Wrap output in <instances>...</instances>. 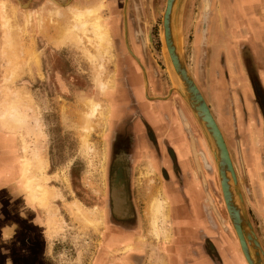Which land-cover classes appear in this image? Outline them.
Here are the masks:
<instances>
[{
	"label": "rangeland",
	"instance_id": "obj_1",
	"mask_svg": "<svg viewBox=\"0 0 264 264\" xmlns=\"http://www.w3.org/2000/svg\"><path fill=\"white\" fill-rule=\"evenodd\" d=\"M0 1H5L15 7L13 13L15 25L17 26V39L19 45V51L16 52V55L17 61L24 63L22 72H20L17 77L10 79L8 77L9 70L5 67L4 62V51L7 50L5 43L8 36H6V31L4 30L5 23L3 25L2 8L0 6V127L3 129L7 128L9 133L13 135V139L20 142L22 156L19 159L18 165L21 190L25 193L26 200L31 203H36L43 213L41 215L47 229V237L50 244L49 248L51 249L50 264H88L89 258L96 245L95 240L102 234L98 231H100L104 225V210L95 204H97L96 199L103 198L104 200L106 196L105 160L109 141L112 138L110 130L114 124H110L109 122L119 111L117 103L112 100L111 96L115 94L117 80L119 82L120 80L118 78L121 77L119 72L120 69L124 67V63L127 65L126 61H128L130 67H133L134 63L127 53L115 51L117 48L116 45L119 43V38L112 36L113 31L109 25L110 18L108 16L109 11L105 4L106 0H99L95 3H85L83 5L77 2L59 4L55 0H50V2L54 4V7L50 8L49 11L46 10L42 18L37 11L35 12L37 14L36 16L33 12H29L27 9L28 3L22 4L18 1V5L11 2L14 0ZM220 1L222 0L186 1L183 9L185 15L182 20L181 49L188 70L205 99L210 97L211 103L214 104V99L220 100L219 97H223V94L225 95L224 98L231 96L232 100H234L233 104L237 105L239 110L240 107L239 101L236 99V92L237 89L240 93L243 92L242 88L244 85L240 83L241 79L239 80L233 77V75L230 79L229 70L227 69L228 59H226V49L219 43L227 39L228 45L233 47L231 52L234 57L232 60L239 61L241 69H243L244 60L249 70L252 72L258 71L259 74L260 71L264 72V0L253 2L250 6L251 14L249 15L245 13L247 7V5H245L243 13L246 25L247 22L252 23L253 19L261 22L263 30L259 38L255 37L252 32L247 29L238 33L239 36L235 35L234 31L239 29V24L230 23V21L226 20L222 26L225 28L229 25L231 32L233 30L232 36L230 37L226 34L223 38V33L218 34L215 43H213L214 38L212 34L210 37V35H207L206 30L208 28L210 31L214 28V24L216 23L214 18L217 19L215 14L218 13ZM240 1L251 2L255 0ZM137 2L138 5L141 4L142 8H144V6L146 8V5L150 6V16L145 24L150 30L149 33L143 35V42L149 44L147 47L149 46L148 49L150 53H145V55L150 60L153 67L155 66L157 69L156 71L160 78H162V81L167 80L169 77L167 75L161 46L162 29L160 31L161 12L163 11L165 0H137ZM101 4L103 7H100L99 12L101 13V20L108 30V45L111 51V58L107 59L104 57L100 60L103 67L99 69L97 66L99 63L97 57L93 58L97 52L90 44L93 39L91 32H87L85 35L74 28L75 23L73 18H71L72 12L70 9L83 7L98 8ZM143 4L145 5L143 6ZM210 7L211 10L209 11ZM61 9L67 11V16L65 13L61 12ZM18 10L22 13H18ZM134 10L136 15L141 14V11L138 10L137 7L134 8ZM242 28L244 29L245 27L242 26ZM198 32H201L200 36ZM198 37L202 40L201 45L203 44V50L199 53L196 44ZM45 44L63 46V49L56 51L52 55V62H49L47 57L44 58L41 70L39 66V57L35 50L36 45L41 46ZM241 50L242 55L240 54ZM258 51L261 57L258 56ZM47 54H45V56ZM124 56L126 59H123ZM139 56H141V53H139ZM122 60L126 61L123 62ZM257 64L258 66L256 67ZM215 69L217 75L215 74ZM24 80H29V83ZM102 80H109L112 82V85L110 87L107 86L105 90H101L99 84ZM213 82H216L215 86L217 87V92L214 91ZM140 87L141 85L135 86L136 89L132 87V91L134 92L135 90L138 93ZM222 87H225L226 90ZM15 88H24L30 95L33 107L36 108L35 112L28 111V113L30 115L36 114L39 122L38 127L43 133L41 138H39L40 146L42 145L41 147L46 161L49 162L48 156L51 159L50 164L47 163L43 171V175L48 177L44 185L49 187L52 193L46 205L39 204V201L34 198L31 188L29 187V184L33 185V183L29 182V175H26L23 171V167L27 161L26 159L30 157L34 149L33 144L36 142L35 140H37V136L34 133L37 128H35V124L32 123V117L27 113L29 116L28 118H30L29 122L26 123V125L24 124L22 126L23 128L21 127L18 129L13 128L3 115L6 102L10 100L7 91ZM163 93L162 91L160 94ZM89 99L99 104L101 107H98L100 108V112L103 113L105 110V124H103L101 114L96 113L95 115H90L88 113ZM129 103L130 101L127 102V105ZM225 104H227L226 100L217 104L215 110L217 117L220 116V110H218V108L221 105L225 106ZM127 105L124 106L123 109L126 110V114L127 111H129L127 116H131L129 114H134L133 103H130L128 108ZM152 105L154 108H160L162 106L159 101L152 103ZM23 110L24 108H21V112H23ZM235 118L237 117L235 116ZM246 121V126L249 122L248 127H246L247 129L252 128L254 130L259 126L260 144L263 145L260 119L259 124H257V118L254 119V115L252 117L249 113V116L246 117ZM186 122H188V120ZM188 123V125H184L186 127L192 125V123ZM237 125H242L239 119ZM232 129L234 130L235 128ZM139 136H141V134H139ZM243 138L242 134H233L232 136L231 132L224 137L225 141L228 142L227 147L229 146L228 149L230 148L229 151L233 163L239 174L241 169L237 164L238 160L236 157L238 159L239 157L236 153V149L238 141L240 144H243L244 148L247 145L245 144V140H242ZM191 140L195 143L193 136ZM199 141L200 146L206 151L205 153L197 151L195 147L197 155L202 157V161H207L206 157L209 156V159H211L213 163V157L207 141L202 137H200ZM184 143L185 142H183V145ZM149 148L150 144L146 147L147 154L151 153ZM182 148V144L178 146L181 155H186L187 152H190V147H184V152H182ZM239 151H241L240 147ZM138 152L137 156H139ZM144 154L146 153L144 152ZM153 166L154 161L148 157L146 171L144 169H139L138 177L136 178L137 186H139L138 199L140 200V216L144 222V230L142 233L146 237L144 243L149 244L147 253L150 254L151 258L154 255L153 253H158L155 251L154 244L156 241L170 243L172 240L168 196L164 192H161L162 181L159 176L153 173ZM239 184L247 210V205H249L248 184L244 179L239 180ZM217 187L219 188L218 184ZM161 197L165 198L168 205L167 210L170 229V238L168 241L160 237H152L151 234H149L150 218L148 217V207L150 202L152 203L153 200ZM216 197L218 204L220 205L221 203L222 205V210L220 209L221 217L226 218V222H229L223 199H220L222 196L217 195ZM207 198L210 200L209 194H207ZM76 206H79L92 220H98V228L83 224L76 213ZM248 216L250 219L249 213ZM5 234H2L0 237L3 239L2 241L5 240ZM111 242H113L112 239ZM151 261L152 260H150V262ZM9 262L10 260L5 259L2 264H10ZM21 263L32 264V259L29 262H20L17 258L13 259V264ZM95 264H98V261L97 263L95 261Z\"/></svg>",
	"mask_w": 264,
	"mask_h": 264
},
{
	"label": "flooded vegetation",
	"instance_id": "obj_2",
	"mask_svg": "<svg viewBox=\"0 0 264 264\" xmlns=\"http://www.w3.org/2000/svg\"><path fill=\"white\" fill-rule=\"evenodd\" d=\"M55 1H57L59 4H64L67 2L71 4L73 2H77L78 4L83 5L85 3H91V2L98 1V0H55ZM114 1L116 3L115 4L112 3V5H110L109 8L111 9V12L113 11V9L116 11L115 13L116 16H114V18L111 19L110 23L113 26L114 33H116V31H120V33H122L121 38L118 37L119 43H117L116 45L117 48L115 49V51L117 50L119 53H125L126 48H125V44L123 40V27H124L125 22H124V15L122 13L123 3L125 0H114ZM256 1L257 0H255L254 2ZM19 2H21L22 4L28 3L27 9L29 10V12L30 11L33 12L35 16L37 15L35 13L37 11V7L44 4L45 2L50 6V7L48 6L47 11H49L50 8L54 7V4H52L50 0H19ZM221 2H222L221 4L222 8L224 9L226 4L223 2V0ZM137 3H138L137 0H127L125 19H126V25H127L128 43L130 47L132 48V50L134 51V53L138 56L139 60L135 61L134 66L131 68L132 71H130V76H129V81L131 82V85L128 86V91H127L128 93H126L125 90H122V93H124V95L121 94L120 95L121 98H118L119 97L117 96L118 92H114L115 94H113V96L110 95L112 97V100L117 103L119 107V111L117 112V114L114 115L112 119H110V122H109L110 124H113V123L114 124L110 130L112 134V138L109 141V145H108L107 153H106L107 154L106 160H105L106 184H107L106 196L104 200L103 198L96 199L97 204H95L99 208L104 210V214H105L104 225L101 228V230L98 231L102 234L100 235V237H97L95 240L96 245L94 247V250L92 251V255L89 258L88 264H95V261L96 263L98 261V264H142L145 258V255L147 253V250L149 249L148 248L149 244L144 243V241H146V237L142 233V231L144 230V226H143L144 222L142 221V217L140 216V211H141L140 204H139L140 200L138 199L139 186H137V179H136L138 177V171L139 169H142V170L144 169L146 171V166L148 162V158L146 157L148 156L151 160L154 161L153 173H155L156 176H159L162 179V184L166 180H168L170 177H171V181H173L174 179L178 180L179 174L182 173L181 167L177 163L178 161H177V157L175 156L174 150L171 149L169 146L165 148V152H164L167 158L169 159V167L167 166L168 169L166 166L163 165V163L162 164L160 163L161 161H159V159L161 160L164 155L160 150L161 148L160 146L163 142H157V139L153 135V129L151 128L149 123L146 121V119H144L142 113L137 112V114L134 113L133 115L129 114L131 116H127L129 111H127V114H126V110L123 109V107L127 105L128 101H130V103H133V106L136 107V104L133 102L135 99L134 93L136 91L133 89L134 90L133 92L132 87L135 88V86L141 85L142 68L140 64L146 69L148 76H149L148 93L151 94L152 90L156 87L160 95V93H162L163 91V88L167 84V80L162 81V78H160V76L158 75V72L156 71L157 69L155 68V66L153 67V65L150 63V60L146 57L145 53L148 54L150 53V51L148 49L149 46L147 47V45L141 42L143 41V36L141 38L138 37L137 39L138 41H137L131 32V28L134 26H137L138 22H140L141 26L144 28V31L142 34L144 35L146 33H149V28L145 26L146 20L145 21L144 19L138 20L139 18H136L134 8L137 7L139 10V8L142 7L140 6L141 4L138 5ZM105 4L107 5V1L105 2ZM33 6H37V7H33ZM211 7L209 11L211 10ZM149 8L150 6L146 5V11H148V14L150 16ZM18 12L22 13L19 10ZM61 12L65 13L67 16L66 10L61 9ZM40 17L42 18L41 15ZM242 25L245 28L237 29V31H234L235 35L239 36L238 33L243 32V30L245 29L252 32L251 29L248 28V26L246 25L244 21L242 22ZM229 27L230 26L227 25L222 31L221 26L217 22L214 25V28L211 29L210 31L207 28L206 33L207 35H210V32H213L211 34L214 38L213 43H215V39L218 34L223 33L224 34L222 36L223 38L226 36V34H228V36L230 37L232 36L233 30L231 32ZM262 30H263V26L261 25V31ZM198 35L200 36V33ZM134 39L137 41L136 44L142 43L141 45L142 47H144L143 52H141V49L139 48H138L139 50L137 49L136 44L134 45ZM196 44H197V50L199 53L203 50V44L201 45V42L199 40ZM230 48H231L230 51H232L233 47L230 46ZM62 49H63V46H55L53 44H47V45L45 44L41 46L36 45L35 51L39 57V66L41 70H42V64L44 62V58L47 57L49 62H52V55L56 51H59ZM139 53H141V56H139ZM45 54L47 55L45 56ZM240 54L242 55V50L240 51ZM51 66H52V63H51ZM257 66L258 64L256 65V67ZM227 69L229 70L230 79H231V76L233 75V77L238 78L239 80L241 79L240 83H243L244 86L245 85L248 86L245 98L250 102L251 109H249L244 102L243 92L240 93L237 89L236 99L239 101V107H240L239 110L237 108V105L233 104L234 100H232V97L230 96L228 98H224L225 95L223 94V97L221 96L220 100L214 99L215 103L214 104L211 103V110L214 114V117H216L218 124L220 128L222 129L224 137L228 135L230 132L232 136L233 134L234 135L242 134V136L244 137L242 140H245L246 142L245 144H248V137L245 135V131L243 129L245 125L243 126L242 124L241 125L242 127H239L240 125L239 126L237 125L238 119L241 121L240 113L243 114L244 123L247 122L246 117L249 116V113L251 114L252 117L254 115V119L257 118V122H258L257 124H259V119H260L261 127H262L261 136L263 139V154H264V82L258 71L252 72L251 70H249L247 63H245L244 60H243V69L240 68L239 61L237 60H232L231 62H229ZM215 74L217 75L216 69H215ZM24 81L29 83V80H24ZM243 81L246 84H244ZM215 84L216 82H213L214 91L217 92L216 91L217 87L215 86ZM117 88L121 89L120 86ZM222 88L226 90L225 87H222ZM125 94H128L127 97L128 96L130 97L126 98ZM223 100H226L227 104H225V106L221 105L218 108V110H220V114H219L220 116L217 117L215 114L217 104H219ZM129 104L127 105V108ZM256 107H257V110H256ZM137 111H139L138 107H137ZM237 112H238L239 118L237 116ZM173 113L175 114L176 120H177L178 116H177L176 109L173 110ZM152 114L154 117V122H158V127L160 126L159 129L162 130L163 129L162 124L164 122H167L166 118H168V112L166 110L165 111L162 110L161 112L160 110H157L153 112ZM158 116L160 117L161 120L159 119ZM235 116L237 118H235ZM225 117H227L228 120ZM233 120H234V123H233ZM165 128H167V126H165ZM232 128H235V129L233 130ZM0 130L4 131L7 136V141H6L7 148L10 151L13 150V153H14V150H15L14 145L16 141L13 139V135L9 133V130L7 128L3 129L0 127ZM179 130L180 128L178 129V131ZM191 131L195 139L196 150L202 151L203 153H205L206 150L204 151L203 148L200 146L199 140H200L201 135L194 129V126L191 128ZM139 134H141V136H139ZM245 136L247 140L245 139ZM2 142L4 141L2 140ZM226 143L228 145L227 141ZM149 144H150L149 149L151 150V153L147 154L146 147ZM179 145L181 144H178V146ZM239 145L240 143L238 141L236 153L238 154L239 159L237 157L236 159L238 160L237 164L239 165V168L241 169V172H242L243 159L239 151ZM10 151L6 156L5 164H7V167L6 169H4L5 171L8 172L7 174V182L9 184L8 189L14 190V188L16 187L14 183L16 182L18 184V189L21 195H20V199L16 202L10 199L6 195L2 196L1 198L2 206L0 207L1 217L2 219H3V216L5 218H11L12 215L15 214L13 213V211L16 210L19 205H23L26 208H30L31 210L34 211L33 217H34L35 223L33 225V228L34 229L38 228V230L40 231V236H39L40 239L43 240L44 243H46V239H48V237H47V229L44 224L43 217L41 215L43 213L41 212L40 207H38L36 203H31L26 200L25 193L21 190V185L19 183L20 175L18 176L17 179L14 178V173H13V164H14L13 155L14 154ZM19 152H22L21 146L19 148ZM137 152L139 156H137ZM144 152L146 154H144ZM19 154L20 155H18L17 157L18 161L20 157L22 156V153H19ZM189 158H190V163H191L190 167L193 173L195 175L199 174L200 176H203L206 179V192L202 191V195H199L200 200L198 199L197 194L192 195L193 200L195 202L194 204H195V210H196L192 214V217L193 219L199 222H202L205 225L211 226V200H213L214 204H217V199L214 194L215 188H218L216 185L215 171L213 169L212 162H211V159H209V156L206 157L207 161H202L201 156L197 155V159H196L194 158V156L192 155L190 151ZM48 160L50 164L51 159L49 156H48ZM4 170H2V172L0 173L1 175L4 174ZM207 194H209L210 200H208ZM202 199H203V203H202L203 207L200 206V202ZM171 210H172L171 211L172 213L170 212L171 213L170 216L172 217L175 213L173 214V208H171ZM182 215L188 216V213H184ZM24 217L23 219L17 220V222L19 223V226L23 228L24 226H27V222ZM173 222L174 220H170V223H173ZM33 228L32 230L34 231ZM24 235L26 236L30 235V231H25ZM110 238L112 239L113 242H111ZM156 243L154 244L156 249L159 252L163 251V246H165V243L158 242V241H156ZM0 249H1L0 256L3 257V259H1L0 261V263L2 264L5 261V257L10 256L13 253V250L11 249V246L5 243L0 245ZM47 256L48 257L46 261L44 262V264H50V260H51L50 255H47ZM9 263L13 264V260H10Z\"/></svg>",
	"mask_w": 264,
	"mask_h": 264
},
{
	"label": "crops",
	"instance_id": "obj_3",
	"mask_svg": "<svg viewBox=\"0 0 264 264\" xmlns=\"http://www.w3.org/2000/svg\"><path fill=\"white\" fill-rule=\"evenodd\" d=\"M18 1L19 0H15V2L14 1L11 2L18 4ZM111 1L112 0H108L106 5L107 10L109 11V15H108L110 18L109 22H111V19H113L114 16H116L115 15L116 11L113 9V11L111 12V9L109 8V6L112 5V3L115 4L116 2L114 0L112 2ZM95 2H91V3H95ZM253 2L254 1L243 2L240 0L238 1L224 0L226 6L223 9L221 5L222 2L220 1L218 13L215 14V17L217 16V19L214 18L215 22L217 23L220 21L219 25L222 26V24L226 22V20H228L230 21V23L239 24V29H242L243 26L242 22L244 21V17H245L243 14L244 6L247 5L245 9V13L249 15L251 14L250 6ZM126 3L127 0L124 1L123 10H122L125 24H126V19H125ZM144 5L145 4H143V6ZM33 7H37V6H33ZM47 9H48V4L45 2L44 4L37 7V11L39 10L38 11L39 13L38 12L37 13L40 14L41 16H44L45 11ZM139 10L141 11V14L139 15L137 14L136 18H139L138 20H143V19L144 21L148 20L149 14L148 11H146L145 6L144 8L142 7L139 8ZM184 15L185 13L183 12V17ZM254 20L255 19H253L252 23L247 22V26L249 29H251L253 35L259 38L261 34V22L258 20L257 21L255 20L256 21L255 22ZM125 24L123 27V40L126 48L125 53H127V55L130 56L129 58H131L132 62L135 64V61H138L139 58L134 53V51L132 50V48L128 43L127 25L125 26ZM109 25L113 31V26L111 25V23H109ZM221 29L223 31L224 27L222 26ZM143 31L144 28L141 26L140 22H138L137 26L131 28V32L136 38V40L138 39V37L141 38L143 36L142 34ZM112 36H114L115 38L116 37L121 38L122 33H120V31H116V33L114 32L112 33ZM210 36H211V32H210ZM136 40L134 39V45L138 41ZM198 40L200 42L202 41L201 38L199 37L197 38V42ZM141 42L144 43L143 41ZM141 44H136V46L137 49L139 48L141 49V52H143L144 47H142ZM219 44L222 47L224 46V49H226V59H228L227 62L228 63L231 62L234 55L230 51L231 48L228 45V42L225 40ZM145 45L148 44L146 43ZM258 56L261 57L259 51H258ZM123 59H126L125 56L123 57ZM122 61L124 62L126 60H122ZM126 63L127 65L124 63V67L120 69L119 75L121 77L118 78L120 81L118 82L117 80V85H118L117 87L119 86L121 87V89L120 88L118 89L117 87L115 89V92H118L117 94V96H119L118 98H121L120 97L121 94L124 95V93H122V90H125V92L128 93L127 92L128 86L131 85V82L129 81V76H130V71H132L131 70L132 67H130L128 61H126ZM140 66L142 68V76H141L142 82L138 93H136L137 91L134 93L135 99L133 102L136 104V107L135 108L133 107L134 113L137 114V112H141L144 119H146V121L153 129V135L157 139V142H163V143L165 142L164 144L162 143L160 146L161 147L160 150L164 154L162 159L161 160L159 159V161H161L160 163L161 164L163 163L164 166L169 167V159L164 153L165 148L169 146L171 149L174 150L175 156L177 157V161H178L177 163L180 165L182 170V173L179 174L178 180L174 179L173 181H171V177H170L162 184L163 188H161V191L168 196V201L170 204V212L172 211L171 208H173V214L177 213L176 215L174 214L172 217L170 216V220H174L173 223H170L172 225L171 226L172 240L170 243H165V246H163V251L161 252H159L155 247V251H157L158 253H153L154 255L152 258L150 257L149 253H146L142 264H154V263L155 264H163V263L164 264H245L242 259V255H240L239 252L240 248L237 239L230 227V223L226 222V218L221 217L222 205L220 202H219L220 205L218 204V201L217 204H214L213 200H211V226L205 225L202 222L193 219L192 214L196 210L194 204L195 202L193 200L192 195L197 194L199 199V195H202V191L206 192V179L203 176H200L199 174L195 175L193 173L190 167L191 163L189 158V152H187L186 155H181L177 146L178 144H182L183 146L182 152H184L183 150L184 147L186 148L190 147V151H191V137L193 136L191 128L193 126L194 129L201 135V137L204 138V140L205 137L203 136L192 112L190 111L185 101L181 98V96H179L174 91L168 93L169 89L171 88V83L169 84L170 82L169 78L167 79L166 86L163 88V92H164L163 94L159 95L158 89L156 87L152 90L150 94L148 93V83H149L148 73L141 64ZM260 76L264 82L263 71H260ZM244 84L246 83L244 82ZM247 88L248 86L246 85L243 86L242 88L243 98L246 106L249 109H251L250 102L245 98ZM125 95L126 98L130 97V96L127 97L128 94ZM156 101H159V103L162 104L160 108L153 107L152 103ZM206 101L211 109V98L210 97L208 99L206 98ZM137 107L139 108V111H137ZM175 109L177 111V116H178L177 120L175 114L173 113V110ZM157 110H160V112L162 110L164 111L166 110L168 112V118H166L167 122H164L162 124L163 125L162 130L159 129L160 126L158 127V122H154V117L152 113ZM240 117L243 126L245 125L243 129L245 131V135L248 137V144L245 146V148L242 143L239 145L241 150L240 151L241 156L243 159V167H242V172L240 174L237 173V176H238V181L241 179L247 181L248 184L247 187L249 188V193H248L249 205H247V211L250 215L251 224L255 230V233L262 245V248H264L263 145L260 144L259 126L257 125L258 127H256L254 130L252 128L247 129L246 127H248L249 122L247 123L246 126V124L244 123L243 114L240 113ZM187 120L188 122L192 123V125L186 127L184 124L186 125L189 124L188 122H186ZM164 125L167 126V128H165ZM240 127L242 126L240 125ZM179 128L180 130L178 131ZM246 136L245 139L247 140ZM2 140L4 142H2ZM6 141H7V136L5 132L0 130V173L2 172V170L6 169L7 167L5 161H6V156L10 150L7 148ZM183 142H185L184 145ZM14 146H15L14 153L13 150H11L10 152L14 154L13 173H14V178L17 179L19 176V165H18L19 161L17 160V157L18 155H20L19 153L22 152H19V148H20L19 142L16 141ZM146 158H148V156ZM212 166L214 169L215 168L214 160ZM7 174L8 172L5 170L3 175L0 174V207L2 206L1 198L3 195L8 196L10 199L14 200L15 202L20 199V195H21L18 189V184L16 182L14 183V185L16 186L14 190L8 189L9 184L7 182ZM215 177H216L215 179L217 185L218 179H217L216 170H215ZM160 180L162 181L161 178ZM219 190H220L219 188H215L214 190L215 197L217 195L221 196ZM220 199L222 200V197ZM37 201L39 200L37 199ZM202 203H203V199L200 202L201 207H203ZM33 212L34 211L31 210L30 208H26L23 205H19L18 208L13 211V213L15 214L11 212L13 214L11 218H5L3 216L2 219L1 208H0V231L3 235L6 233L4 241H2L3 239L0 238V245L5 243L11 246V249L13 250V253L10 256L5 257V259L13 260L14 258H17L20 260V262H25L26 260L30 261L32 259V264H44V262L48 257L47 255H50L51 249L49 248L50 244L48 242V239H46V243H44L43 240H41L39 237L40 231L38 230V228L37 229L33 228V225L35 223ZM184 213H188V216L187 215L183 216L182 214ZM216 213H218L222 221L218 220ZM23 217L26 219L27 222V226H24V228L20 227L19 223L17 222L18 219H23ZM32 228L34 229V231L32 230ZM25 231H30V235L27 236L24 235ZM1 259H3V257L0 256V261ZM150 260L152 261L150 262Z\"/></svg>",
	"mask_w": 264,
	"mask_h": 264
},
{
	"label": "bare ground",
	"instance_id": "obj_4",
	"mask_svg": "<svg viewBox=\"0 0 264 264\" xmlns=\"http://www.w3.org/2000/svg\"><path fill=\"white\" fill-rule=\"evenodd\" d=\"M0 6L2 8V17L3 22L5 23V31H6V51H4V59H5V67L8 68V77L10 79H13L19 75L20 72H22L23 64L22 62L17 61V55L16 52L19 51V45H18V39H17V26L15 25L14 21V8L10 4H8L5 1H0ZM25 6V5H24ZM100 7H103L101 4L98 8L94 7H83V8H75L70 9L72 12V17L74 20V28L76 30H79L82 34H85L87 32H91V35L93 39L91 40V46L95 48L97 54L93 56V58L98 59L99 63L97 66L99 69H102L103 65L101 64L100 60H102L104 57L107 59L111 58V51L110 47L108 45L109 41V34L108 30L105 27V24L101 20V13L99 12ZM162 40L164 43V49L166 56L168 58V52L165 47L164 42V36H163V29H162ZM90 41V40H89ZM20 56V55H19ZM18 56V57H19ZM13 57V59H12ZM170 66H171V73L172 77L174 79L175 84L180 85V78L176 74L175 70L173 69V65L170 61V58H168ZM100 89L105 90L106 87H110L112 85V82L109 80L107 81H100ZM7 95L10 100L6 102V106L3 111L4 117L8 120L10 125L13 128H21L24 124L29 122L30 118L32 117V123L35 124V135L37 136L33 144V151L28 159H26V163L23 167V171L26 175H29V182H32L33 185L29 184V187L31 188V191L35 198H37L40 202V204H45L48 201L49 198H51V190L49 187L44 185L45 181H47L48 177L43 175V171L46 168L47 161L45 159V155L42 151V145L40 146L39 138L43 135V133L40 131L38 125V119L36 117V114H29L28 111H34L35 108L32 104V99L28 92L24 88H15V89H9L7 91ZM23 106V107H22ZM99 104H96L92 100L89 99V114L95 115L96 113H99L102 115L103 118V124H105V115L104 111L103 113L100 112ZM21 108H24L23 112H21ZM29 116H28V114ZM23 128V127H22ZM35 145V146H34ZM191 152L194 158L197 159V152L195 150V143L193 140H191ZM234 166V164H233ZM235 168V167H234ZM28 186V185H27ZM155 198V197H154ZM224 203V202H223ZM168 205L167 201L164 197L156 198L155 200L150 202L148 207V217L150 218V224H149V234H151L152 237H160L165 241H168L170 238V229H169V220H168ZM76 213L78 214L79 219L83 224H86L88 226H93L96 228L99 224L98 220H92L88 215L83 212L79 206H76ZM99 219V218H97ZM59 226V225H58ZM59 228V227H58ZM98 228V227H97ZM240 255H242L241 251L239 250ZM242 259L244 260L245 264H247L244 256L242 255Z\"/></svg>",
	"mask_w": 264,
	"mask_h": 264
},
{
	"label": "water",
	"instance_id": "obj_5",
	"mask_svg": "<svg viewBox=\"0 0 264 264\" xmlns=\"http://www.w3.org/2000/svg\"><path fill=\"white\" fill-rule=\"evenodd\" d=\"M186 1L165 0L161 12L160 31L163 29L165 47L173 69L180 78V85L173 83L170 63L160 37L166 71L171 83L168 93L174 91L181 96L207 141L214 160L219 189L230 227L247 264H264V250L249 219L231 153L205 97L195 83L184 60L181 49V33ZM216 215L218 220L222 221L218 213Z\"/></svg>",
	"mask_w": 264,
	"mask_h": 264
}]
</instances>
